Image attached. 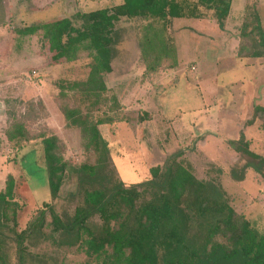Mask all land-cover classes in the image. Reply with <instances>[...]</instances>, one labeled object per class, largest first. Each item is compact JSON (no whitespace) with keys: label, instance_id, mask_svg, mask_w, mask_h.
I'll list each match as a JSON object with an SVG mask.
<instances>
[{"label":"trees","instance_id":"16d2710c","mask_svg":"<svg viewBox=\"0 0 264 264\" xmlns=\"http://www.w3.org/2000/svg\"><path fill=\"white\" fill-rule=\"evenodd\" d=\"M112 1L108 6L79 9L69 16L18 27L20 37H41L39 51L50 64L83 57L90 60L86 79L62 85L58 97L66 125L80 131L85 159L77 167L69 165L62 139L55 133L30 131L28 115L9 124L6 136L13 143L42 138L53 201L59 197L69 169L78 174V190L71 212L60 211L56 203L47 201L32 210L35 203L28 180L23 177L18 183L8 174L0 190V264H46L48 253L34 252L36 246H53L57 254L54 264H264V234L231 204L220 184L196 175L193 165L182 158L183 149L170 154L163 164L151 166L147 179L128 184L121 178L102 126L110 127L114 136L121 124L133 131L136 122L148 116L146 111L124 109L115 96L113 113L96 118L99 105L84 110L70 94L95 95L100 101V95L108 91L106 79L113 71L120 20L162 21L167 27L172 21L205 19L224 27L233 0ZM206 12L212 15L208 17ZM239 28L236 55L242 59L264 57V25L257 7L248 9ZM154 34L161 49L149 67L151 79L157 69L166 66L169 54V41L160 31ZM152 48L156 50L157 44ZM177 63L180 61L172 65ZM257 120L264 129V105L254 106L246 124ZM227 142L246 159L241 169L231 171L232 177L241 180L252 167L264 179V155L251 148L245 133L241 131L238 139ZM12 247L14 259L9 253ZM66 250L83 259L73 263L62 253Z\"/></svg>","mask_w":264,"mask_h":264},{"label":"rangeland","instance_id":"374dc122","mask_svg":"<svg viewBox=\"0 0 264 264\" xmlns=\"http://www.w3.org/2000/svg\"><path fill=\"white\" fill-rule=\"evenodd\" d=\"M41 2H48L49 6L44 10L30 9L29 5ZM112 3V0H0V190L10 173L18 183L26 178L35 203L32 210L47 201L56 203L60 211L71 212L78 174L68 170L60 195L53 201L42 138L13 143L7 139L6 129L15 118L28 115L29 130L35 134H57L66 146L69 165L77 167L85 159L80 131L66 125L58 97L62 85L86 79L90 60L83 57L50 64L40 54L41 37H20L18 27ZM22 6L29 7L27 12ZM254 6L264 25V0H233L224 27L205 19L172 21L166 27L162 21L124 18L117 23L113 71L106 79L108 91L100 95V101L95 95L84 96L77 91L70 94L84 110L99 105L94 112L96 118L113 113L111 103L115 96L122 108L148 113L141 122H136L133 131L118 125L116 136L110 127L102 126L112 160L126 183L149 178L151 166L163 164L170 154L183 149L182 158L193 165L196 175L220 184L231 204L250 217L253 226L264 234V179L249 167L241 180H235L231 171L241 169L246 159L227 142L238 139L243 131L251 148L264 155L262 121L246 124L254 106L264 105V57L242 59L236 55L239 27L248 9ZM206 13L208 17L212 15ZM155 31L169 41V54L165 57L166 66L157 69L151 79L149 67L161 49ZM150 41L157 44L156 50H152L155 44L151 46ZM175 60L180 63L172 65ZM54 249L36 246L34 252L48 253L46 264H54L57 257ZM64 252L73 263L83 259L73 250ZM9 253L14 259L15 248H10Z\"/></svg>","mask_w":264,"mask_h":264},{"label":"crops","instance_id":"0c3cea01","mask_svg":"<svg viewBox=\"0 0 264 264\" xmlns=\"http://www.w3.org/2000/svg\"><path fill=\"white\" fill-rule=\"evenodd\" d=\"M43 1H45V0H43ZM52 5H54V4H52ZM29 6H30V9L34 11V9H40V8H43V9H41V10H44V9H46L49 5H48V2H47V4H46V2H45V4H44L43 2H41V4H36V5H35V4H31V5H29ZM27 8H29V7L24 8V7L22 6V9H25L26 12H27Z\"/></svg>","mask_w":264,"mask_h":264}]
</instances>
